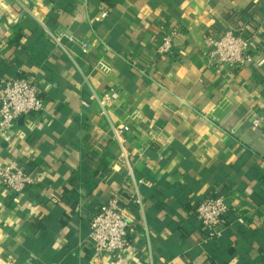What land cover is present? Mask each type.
<instances>
[{"label":"crops","instance_id":"1","mask_svg":"<svg viewBox=\"0 0 264 264\" xmlns=\"http://www.w3.org/2000/svg\"><path fill=\"white\" fill-rule=\"evenodd\" d=\"M161 28L180 31L173 60L156 56ZM227 29L254 60L217 74L206 41ZM20 75L45 109L0 134V162L35 178L18 196L0 187V264H264V0H0V91ZM107 90L120 98L104 116L93 93ZM111 123L131 127L126 158ZM117 192L129 246L99 260L90 221ZM216 195L231 212L209 240L194 210Z\"/></svg>","mask_w":264,"mask_h":264},{"label":"built area","instance_id":"2","mask_svg":"<svg viewBox=\"0 0 264 264\" xmlns=\"http://www.w3.org/2000/svg\"><path fill=\"white\" fill-rule=\"evenodd\" d=\"M107 13L103 12L99 19L104 20ZM180 34L179 29L167 31L161 28L157 33L156 56L162 59L177 58L180 51L175 45V39ZM60 43V38H55ZM205 57L212 68L221 74L233 72L248 67L254 60V41L248 35H235L231 29L218 33H210L207 37ZM83 50H88L87 44H82ZM99 68L108 72L110 68L99 64ZM94 100L101 105V114L108 116L107 108L115 104L120 95L115 90H107L101 97L93 93ZM89 108L88 104H85ZM45 109V100L42 97L37 77L32 75H20L18 77L3 79L0 91V134L8 137L15 128L16 123L31 114L41 113ZM139 114H133L132 119L139 118ZM261 119H255L251 123L253 130L262 126ZM113 140L122 145V158L127 157L124 147L127 135L131 127L127 124L111 123ZM129 166V165H128ZM130 176L133 178L134 190L132 203L141 204V199L136 192L141 181H136L129 167ZM35 184L34 174L15 163L0 162V187L6 189L14 196L27 192ZM231 207L224 195H216L202 201L194 210L195 216L205 229L209 240H218L224 236V227L229 221ZM240 224H245V217L237 218ZM130 223L125 215L122 201V193H115L107 202L100 205L90 221L88 244L92 248L94 257L102 259L107 255H120L129 246Z\"/></svg>","mask_w":264,"mask_h":264},{"label":"trees","instance_id":"3","mask_svg":"<svg viewBox=\"0 0 264 264\" xmlns=\"http://www.w3.org/2000/svg\"><path fill=\"white\" fill-rule=\"evenodd\" d=\"M227 223V222H226ZM227 225V224H226Z\"/></svg>","mask_w":264,"mask_h":264}]
</instances>
